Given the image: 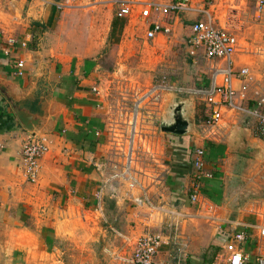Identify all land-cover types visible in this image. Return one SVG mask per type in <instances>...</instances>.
Returning <instances> with one entry per match:
<instances>
[{
  "label": "crops",
  "instance_id": "obj_1",
  "mask_svg": "<svg viewBox=\"0 0 264 264\" xmlns=\"http://www.w3.org/2000/svg\"><path fill=\"white\" fill-rule=\"evenodd\" d=\"M42 1L36 2L31 9L32 22L48 28L53 13L49 8L44 10ZM173 1L120 0L118 4L120 9L122 4L135 7L134 14L128 17L130 27L134 19H140L141 10L138 13L137 8L152 4L161 9ZM213 1L215 6L207 3L206 10L214 14L217 25L225 26L226 21L230 22L228 28L238 37L242 47V38L249 27L264 29V12L259 13L256 0ZM150 18L145 26V40L153 23L168 26L173 32L160 34L148 42L169 38L179 28L183 29L182 20H187L186 46L191 54L190 26L206 19L194 13L170 12L164 15L160 11H152ZM127 28L125 26L124 31ZM10 39H16L13 33L0 34V264H61L55 259L59 253L63 255V249L53 242L68 236L64 227L72 216L79 217L80 214L102 225L98 233L100 239L108 241L104 247L107 264H123V260L132 258L136 239L147 233L165 235L172 224V219L167 216L161 217L149 213L146 208L136 207L133 198L139 196L138 191L126 185L106 184L110 175L109 161L115 157L112 139L124 128L121 109L125 110V105H129V82L133 81V74L127 77L129 81H119L118 73L104 71L97 60L76 57L52 63L46 59L49 54L45 52L9 47ZM249 49L252 51L251 48H242L235 55L237 69L250 67L244 62V57H252ZM192 56L195 60L202 59L208 67L203 72L204 79L198 84L182 86L208 87V71L214 63L201 55ZM19 60L25 62L22 77L17 75L16 62ZM4 82L12 84L20 102L7 96ZM254 83L251 98L258 89ZM93 87H97L102 95L96 96ZM172 102L171 94L167 95L157 129ZM20 109L47 118L39 134L49 141L50 151L40 160L39 177L35 183L26 177L22 161L23 146L33 134L19 123L15 112ZM187 109L201 133L179 136L161 133L159 129L157 149L167 168L160 169L165 171V182L158 188L153 187L150 194L156 203L163 197L168 207L188 216L179 224L181 238L189 243L184 264H215L225 252L229 235L254 221L248 210L255 202L264 200L263 197L250 200V191L240 184L246 181L245 167L250 166L253 159L232 153L229 145L241 141L242 135L249 139L250 146L256 143L264 147V142L257 138L252 119L228 112L218 128L219 138L208 140L200 129L203 119L200 123V115L198 118L200 111L204 117V106L194 98ZM195 148L204 150L206 173L212 175L203 179L201 184L202 195L220 210L221 222L213 225L199 218L196 207H191L189 201ZM104 184L107 186L103 213H99L95 194ZM177 249L174 244L163 246L158 258L169 261ZM247 264H255L254 256Z\"/></svg>",
  "mask_w": 264,
  "mask_h": 264
},
{
  "label": "built area",
  "instance_id": "obj_2",
  "mask_svg": "<svg viewBox=\"0 0 264 264\" xmlns=\"http://www.w3.org/2000/svg\"><path fill=\"white\" fill-rule=\"evenodd\" d=\"M260 14L264 12V0H256ZM207 3L214 7L213 0H174L168 7H156L147 4L142 8L140 17L145 22L150 20L152 11L168 15L170 12L194 13L204 16V21L194 22L189 40L192 55H201L206 61L213 62L209 69V86H177L160 82L146 87L130 85V99L132 105H125L121 109L123 131L113 135L114 143L113 160L109 161L110 175L106 184L126 185L133 191H138L139 196L133 198L136 207L146 208L149 213L172 219V224L167 234L147 233L136 239L133 256L123 260V264H184L188 257L189 243L181 238L180 222L188 216L181 211L168 207V202L161 197L159 203L151 198L150 190L160 187L165 182V162L157 149L156 136L159 129L157 124L161 119L165 97L178 94L182 97L193 96L205 108L202 122L203 137L208 140L219 138V126L225 113L239 114L250 118L254 122L257 138L264 142V94L258 91L250 97V92L255 89L254 78L249 68H236L234 57L243 48L238 37L229 30V21L225 26L216 23L213 13L206 10ZM135 7L122 4L117 18L131 17ZM172 29L160 23H153L146 32V40L152 41L158 35H170ZM28 37L25 41L10 39L9 47L28 46ZM258 55L262 56V53ZM25 62H16L17 75H24ZM239 84V86H238ZM96 96L102 93L97 87L92 88ZM239 101V102H238ZM50 151L49 141L42 136L32 135L22 149V161L25 165V174L31 183L38 180L40 160ZM193 177L189 201L191 207H196V214L208 223L221 222L219 208L202 195V181L212 175L206 173L205 152L202 148L193 150ZM106 184L96 194V210L103 213L104 190ZM165 199V200H164ZM254 219L252 223L236 229L229 235L225 252L215 264H247L254 256L255 264H264V200L254 203L248 210ZM238 226V225H237ZM240 227V226H239ZM238 227V228H239ZM180 242V243H178ZM174 244L178 247L176 255L169 261L160 260L159 253L163 246Z\"/></svg>",
  "mask_w": 264,
  "mask_h": 264
},
{
  "label": "rangeland",
  "instance_id": "obj_3",
  "mask_svg": "<svg viewBox=\"0 0 264 264\" xmlns=\"http://www.w3.org/2000/svg\"><path fill=\"white\" fill-rule=\"evenodd\" d=\"M38 1L0 0V34L13 33L19 43L30 36L25 49L49 54L46 59L52 63L72 57L97 60L104 71L118 73L119 81L133 74V81L129 83L140 87L160 82L193 85L204 79L203 72L208 66L202 59H193L186 46L188 29L185 19L182 20L183 29L179 28L174 35L148 42L145 40V26L151 18L146 23L142 18L134 19L130 27L131 19L123 18L128 28L116 41L110 39V31L120 10V0H41L44 10L49 8L53 13L48 28L40 23V26H33L36 22H32L31 9ZM137 9L138 13L142 10L140 7ZM242 42L243 48L252 49H249L252 57H244V62L250 65V73L258 87L256 91L264 94V29L249 27ZM258 51L262 52V56H258ZM128 104L132 105L131 99ZM202 114V111L198 112V118L200 115L201 120H205ZM253 149L261 152V159H253L251 165L245 167L246 181L240 183L246 191H250V200L264 198V147L252 143L249 151ZM72 217L64 227L68 236L56 237L53 242L63 249V255L59 253L55 261L61 264H107L104 247L108 241L100 239L98 233L102 225L82 214Z\"/></svg>",
  "mask_w": 264,
  "mask_h": 264
},
{
  "label": "water",
  "instance_id": "obj_4",
  "mask_svg": "<svg viewBox=\"0 0 264 264\" xmlns=\"http://www.w3.org/2000/svg\"><path fill=\"white\" fill-rule=\"evenodd\" d=\"M7 88V96L14 102H20L21 98L14 90V87L10 82H4ZM173 102L169 104L166 114L160 124V132L164 134L172 135H200V130L197 127L196 120L188 114L187 105L193 101L194 97L188 98L180 97L178 94H171ZM16 116L21 126L32 133L33 135L40 136V131L47 121L46 117H41L37 114H33L26 109L16 110ZM242 139L239 142H232L229 146L232 153L246 156L252 159H261V152L258 149L249 151L250 143L249 139L241 136Z\"/></svg>",
  "mask_w": 264,
  "mask_h": 264
},
{
  "label": "trees",
  "instance_id": "obj_5",
  "mask_svg": "<svg viewBox=\"0 0 264 264\" xmlns=\"http://www.w3.org/2000/svg\"><path fill=\"white\" fill-rule=\"evenodd\" d=\"M34 27L40 26L38 25V23H34L33 24ZM126 26L125 20L121 19V18H117L114 19L113 23H112V31H111V36L110 39L111 40H116L119 41L120 39V34L122 33V31L124 30ZM201 119H200V123H201Z\"/></svg>",
  "mask_w": 264,
  "mask_h": 264
}]
</instances>
